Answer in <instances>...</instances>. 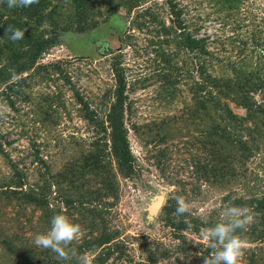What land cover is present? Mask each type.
Returning a JSON list of instances; mask_svg holds the SVG:
<instances>
[{"label": "rangeland", "instance_id": "374dc122", "mask_svg": "<svg viewBox=\"0 0 264 264\" xmlns=\"http://www.w3.org/2000/svg\"><path fill=\"white\" fill-rule=\"evenodd\" d=\"M98 1L104 12L99 26L86 33H64L61 43L40 58L38 64L46 69L37 71L24 88L27 98L11 96L12 105L0 93V135L7 153H0V185L12 174V163L19 166L29 183L37 181L42 173L53 175L98 136L95 125L84 118L86 109L75 93L78 91L99 117L104 116L116 85L113 62L119 59L128 83L126 126L136 171L132 177H119L120 197L106 211L108 224L119 231L122 244L120 254L106 264H132L145 258L150 246L167 251L154 264H203L208 255L203 239L206 227L195 232L191 226L184 232L185 240L178 238L177 231L162 219L164 205L183 197L189 204L188 213L206 221L223 219L222 213L229 205L235 206L232 200L236 197L264 194V144L242 167L239 178L205 180L198 169L206 164L202 127L187 110L192 75L197 77L199 61L216 75H231L233 66L264 73V0L233 4L223 0H172L186 30L206 39L211 54L202 56L178 50L160 33L161 22L172 24L170 0H140V6L131 11L120 3L122 0ZM113 5L115 13L106 15ZM147 8L157 20L148 13L143 15ZM100 43L114 52H99ZM175 63L179 71L172 69ZM56 65L62 69L59 74ZM231 106L246 115L244 108L234 103ZM168 116L174 119L168 130L157 125ZM163 131L167 142L161 141ZM37 150L47 166L37 161ZM52 190L50 200L57 206L55 186ZM163 193L162 209L152 214L154 201ZM32 210L15 207L0 193V231L35 237L39 212ZM17 213L20 221L15 218ZM252 220L250 216L248 223ZM250 245L264 258V242L244 243V247ZM244 255L243 251L239 264ZM94 256L92 252L84 255L89 264ZM3 259L0 253V264Z\"/></svg>", "mask_w": 264, "mask_h": 264}, {"label": "trees", "instance_id": "16d2710c", "mask_svg": "<svg viewBox=\"0 0 264 264\" xmlns=\"http://www.w3.org/2000/svg\"><path fill=\"white\" fill-rule=\"evenodd\" d=\"M139 1L122 0L120 3L131 11L140 6ZM223 1L233 4L240 0ZM99 3L98 0H39L29 7L9 8L6 0H0L1 95L7 97L12 105L14 101L11 96L27 98L24 88L30 85L37 71L46 69L44 65L38 64L40 58L61 43V36L69 32L86 33L99 26L100 16L104 15ZM167 3L172 24L166 26L165 21L161 22L160 33L178 50L186 49L199 56L210 55L206 39L197 38L188 32L175 3L172 0ZM106 12L108 16L113 15L114 5ZM147 13L157 20L148 8L143 11V15ZM9 26L24 31L23 39L16 42L10 40L8 37L11 33L6 32ZM172 69L179 71L181 68L175 63ZM232 69L231 75H216L209 65L199 61L197 77L192 75L191 101L187 110L188 115L193 120L197 119L202 127L206 164L200 165L198 169L208 181H224L230 176L239 178L242 167L264 144V73L236 66ZM61 71L60 65H56L55 72L59 74ZM113 71L116 85L113 100L104 116L99 117L94 109H90L89 102L78 91L75 93L78 102L86 109L84 118L95 125L98 136L88 146L83 145L76 157L53 175L42 173L37 181L29 183L19 166L12 163V174L0 185L1 195L11 200L15 207L25 210L33 207V212H39L37 234L46 233L51 227L52 217L58 214L79 224L81 237L70 248L83 256L87 252L94 253L92 264H106L121 252L119 231L109 226L106 211L120 197L119 177H132L136 171V159L131 151L126 126L128 83L119 59L113 62ZM257 95L261 98L258 99ZM232 103L244 108L246 115L235 112ZM173 120L168 116L157 125L168 130ZM165 134L163 131L162 142L168 141ZM3 146L0 135V153L6 156ZM36 158L46 165L39 150L36 151ZM53 186L58 198L57 206L50 200ZM228 197L231 198V195ZM232 202L241 209L243 216L253 217L251 222L247 221L244 229H238L235 234L244 243L264 242V194L236 197ZM176 208V199L168 201L162 209V219L177 231L178 238L184 240V232L192 228L189 225L194 226L192 230L197 232L202 226L210 228L223 221L214 217L200 221L188 212L177 217ZM15 216L19 220L18 213ZM34 240L35 237L19 234L18 231H0V253L4 258L2 263L64 264L50 250L38 247ZM206 251L209 254L211 249L207 247ZM243 251L245 255L242 264H264L261 252H256L254 246L244 247ZM166 255L167 251L150 246L146 257L132 264H154ZM70 264L77 262L73 260Z\"/></svg>", "mask_w": 264, "mask_h": 264}, {"label": "clouds", "instance_id": "9594fccd", "mask_svg": "<svg viewBox=\"0 0 264 264\" xmlns=\"http://www.w3.org/2000/svg\"><path fill=\"white\" fill-rule=\"evenodd\" d=\"M38 2L39 0H6L9 8L29 7ZM6 32L11 33L8 38L13 42L24 37V31L14 29L12 26H9ZM176 199L175 215L184 216L189 211V204L183 197ZM222 217V222L203 230V239L207 242V247L211 249L203 258V264H239V259L243 255L244 241L235 233L238 229L245 228L248 218L242 215L241 209L231 205L224 210ZM81 233L79 224L72 223L63 214H58L52 217L51 227L46 233L35 236L34 243L38 247L50 250L55 254V258L64 264H70L73 260H76L77 264H89L83 255L78 254L74 248H70V245L81 237Z\"/></svg>", "mask_w": 264, "mask_h": 264}, {"label": "water", "instance_id": "95a60500", "mask_svg": "<svg viewBox=\"0 0 264 264\" xmlns=\"http://www.w3.org/2000/svg\"><path fill=\"white\" fill-rule=\"evenodd\" d=\"M120 49L121 47L119 48V50ZM105 52L113 53L114 49L107 45V49L105 50ZM164 199H165L164 193L157 196L156 200L152 205V209H151L152 214L157 215L159 213V211L162 209Z\"/></svg>", "mask_w": 264, "mask_h": 264}, {"label": "flooded vegetation", "instance_id": "af4514ba", "mask_svg": "<svg viewBox=\"0 0 264 264\" xmlns=\"http://www.w3.org/2000/svg\"><path fill=\"white\" fill-rule=\"evenodd\" d=\"M90 38H88V40H89ZM97 42V41H96ZM95 42V43H96ZM98 50H99V52H101V51H104V50H106L107 49V45H105V44H101L100 43V45L98 46V48H97ZM152 209V208H151Z\"/></svg>", "mask_w": 264, "mask_h": 264}]
</instances>
